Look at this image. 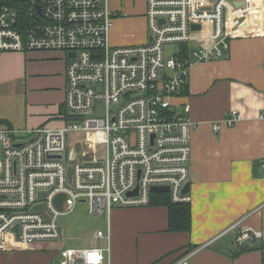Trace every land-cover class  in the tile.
<instances>
[{
  "label": "built area",
  "instance_id": "2783aa9c",
  "mask_svg": "<svg viewBox=\"0 0 264 264\" xmlns=\"http://www.w3.org/2000/svg\"><path fill=\"white\" fill-rule=\"evenodd\" d=\"M254 1L264 5L147 0L151 42L114 48L109 0H0V53L59 52L66 58L64 126L37 129L19 147L12 130L0 129V251L59 243L60 264H111L106 253L115 207H146L155 187H167L172 203L189 202L182 190L194 123L189 106L178 110L172 99L185 91L192 59L222 58L231 29L255 10ZM173 45L185 46V54L165 58L164 48ZM239 119L231 111L222 123L232 127ZM220 128L213 126L214 132ZM75 133L87 144L81 157L67 152V136ZM59 194L65 195L61 211L54 205ZM79 204L89 215L106 216L107 228L95 231L87 246H67L57 221Z\"/></svg>",
  "mask_w": 264,
  "mask_h": 264
},
{
  "label": "crops",
  "instance_id": "0c3cea01",
  "mask_svg": "<svg viewBox=\"0 0 264 264\" xmlns=\"http://www.w3.org/2000/svg\"><path fill=\"white\" fill-rule=\"evenodd\" d=\"M117 1L111 3V46L146 44L145 18L137 23L128 15L135 8L127 5L121 18ZM257 2L231 29L222 58L192 59L187 87L172 99L178 110L189 106L194 123L187 180L190 230L169 231L162 205L115 207L106 253L111 264L182 259L186 264H264V5ZM177 47L185 54V46ZM65 68L59 52L0 53V121L8 126L0 129L28 138L40 128H62ZM231 111L240 119L227 127L222 120ZM215 124L221 125L218 132ZM242 235L247 236L239 241ZM60 247L46 243L3 250L0 264H60Z\"/></svg>",
  "mask_w": 264,
  "mask_h": 264
},
{
  "label": "rangeland",
  "instance_id": "374dc122",
  "mask_svg": "<svg viewBox=\"0 0 264 264\" xmlns=\"http://www.w3.org/2000/svg\"><path fill=\"white\" fill-rule=\"evenodd\" d=\"M128 2V3H126ZM114 3L113 0H110V4ZM116 5L119 6L116 11L119 12V16L123 18L124 13H127V10L123 9L127 5V8L134 7L135 11L129 12V17L138 18V22L144 20V14L147 9V0H118ZM115 5V6H116ZM113 4L110 5L111 12H113ZM126 11V12H125ZM114 19V18H113ZM116 19V18H115ZM113 21V20H112ZM127 32V31H126ZM132 33L129 31L128 34ZM146 41V38H145ZM165 58L171 57L175 52L178 53V47L176 45L166 46L164 48ZM103 106L98 104L95 107V112L97 115H101ZM78 133H75L73 137L70 134L66 139L67 152L75 151L79 157H81V150L84 149L87 144L84 140L78 138ZM83 137V135H81ZM28 139L25 136H19L18 139H15L13 143L22 144ZM93 148L95 143L93 142ZM58 226L64 231V240L67 246H87L92 238V235L97 230H105L107 228V219L106 216H92L87 214V206L85 204L77 205L76 209L68 214H63L58 218ZM103 241H100L99 244H102Z\"/></svg>",
  "mask_w": 264,
  "mask_h": 264
},
{
  "label": "trees",
  "instance_id": "16d2710c",
  "mask_svg": "<svg viewBox=\"0 0 264 264\" xmlns=\"http://www.w3.org/2000/svg\"><path fill=\"white\" fill-rule=\"evenodd\" d=\"M0 125L7 126L4 121H0ZM8 127V126H7ZM188 195V194H187ZM151 204L165 206L168 210V229L171 232L190 230V207L189 203H172L169 201L167 194H153Z\"/></svg>",
  "mask_w": 264,
  "mask_h": 264
},
{
  "label": "water",
  "instance_id": "95a60500",
  "mask_svg": "<svg viewBox=\"0 0 264 264\" xmlns=\"http://www.w3.org/2000/svg\"><path fill=\"white\" fill-rule=\"evenodd\" d=\"M200 27L201 26L199 24H191V26H190L192 31H198V30H200ZM148 42L149 43L151 42V38L148 39ZM70 57H74V54H71ZM19 146H20V144H17L14 147H19ZM58 158H60V157H58ZM69 173H70V170H69ZM152 191L156 192V193H165L168 191V188L167 187H155V188H152ZM188 192H189V184L186 183L183 190H182V194L186 195V194H188ZM133 195H136V191L128 194V196H133ZM39 196H42V193ZM64 200H65V195H63V194H59L55 197L54 205H55L57 210H59V211L62 210V203ZM36 209L39 211L42 210L40 206H38ZM13 231L17 234V227H15L13 229Z\"/></svg>",
  "mask_w": 264,
  "mask_h": 264
}]
</instances>
